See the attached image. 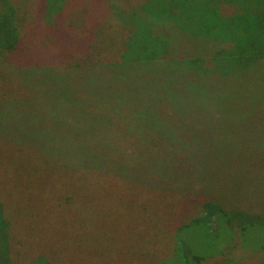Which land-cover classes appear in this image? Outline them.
<instances>
[{"label": "rangeland", "instance_id": "1", "mask_svg": "<svg viewBox=\"0 0 264 264\" xmlns=\"http://www.w3.org/2000/svg\"><path fill=\"white\" fill-rule=\"evenodd\" d=\"M38 1L30 0L29 7L23 12H27L29 22L37 19L34 8ZM125 1L111 11L113 16L102 10L103 14H107L102 18V24L101 21H94L101 13L93 12L88 22L82 21L74 26L72 39L70 32L61 26L62 22L51 23V29L45 30L44 35L39 37L40 43H29L26 51L17 57L25 56L21 61L38 71L17 73L11 61V69L2 66L3 58L9 55H4L0 49L1 80L7 76L14 90L25 95V102L13 111L17 118L9 115V122L0 127V191L6 201V218L11 225L3 236L0 235V264H171L173 258L182 257L183 253L184 245L173 241L178 228L192 223L190 219L199 215L201 209L199 204L191 206L187 202L189 214L185 219L173 215V204L190 193L189 176H198L199 170L209 169L204 180L210 175L211 182L205 183V192L204 195L200 192V198L212 196L226 208L224 200L240 198L234 191L238 186L235 173L229 169L231 160L235 162L237 153L250 155L261 152L260 157H263L264 147L256 149L255 144L259 141L249 135L252 131L247 122L250 116L247 111L253 109L249 105L241 107L231 102L227 107H219L224 113L219 114L216 110L211 114L206 104V108L194 109L196 114H185L179 120L170 115V108L164 107L162 114H158L160 121L152 109L157 97L151 93L145 101V95L135 88L127 91L120 89L117 93L115 88L98 86L102 77L114 82L115 76L110 73H119L121 69L115 65L119 62L117 51L121 46L120 39L113 37L107 26L114 16L119 15L120 9L125 8L124 5L136 10L147 6L151 0ZM183 18L175 15L174 22L181 28L184 27ZM192 27L196 28L195 25ZM46 34L47 37H54L57 54L73 53H68L69 64L73 56H85V52L76 51L75 46L82 45L78 38L102 50L113 45L107 58H112L114 64L94 76L87 70L69 71L63 59L65 56H52V49L43 45ZM3 84L7 89L8 82ZM145 91L148 92L147 89ZM105 101L118 103V111L130 112L128 115H133L136 126L141 127L143 118L154 126V131L147 129L145 133L139 127L135 128L126 120L128 115L116 114V107L110 108V111L103 104ZM238 110L237 114L235 111ZM205 134L206 137H203ZM193 135L200 137L192 138V141L190 136ZM174 136L184 147L182 153L176 151L177 154L172 157L175 153L172 145L164 147L156 144L167 142ZM184 153L189 155H186V169L180 173L184 175L182 184L185 191L178 187L179 177L174 170L165 173V176L163 169L157 173L154 169L157 164L153 160L159 154H166L163 156L168 158L165 166L170 167ZM188 158L193 159L192 165ZM107 163L118 171L124 168L131 175L124 178L125 173L115 174ZM147 170L153 184L150 181L147 185L141 182V176ZM198 180L196 178L194 182ZM261 181L257 188L261 191L258 199L264 198V177ZM159 185L164 186L157 187ZM65 194L72 195L73 199L60 209L58 201ZM248 194L252 193L245 192V195ZM227 205L226 209L232 213L233 219L243 224L261 222V216L252 211L251 205L237 204L242 210ZM177 211L179 209H175ZM235 211H242L241 217ZM156 217L163 221L158 222ZM224 226V236H227L231 228ZM218 227L215 222L211 230L215 232ZM201 231L191 224L183 228L180 235L189 245L194 244L201 251L203 242H212ZM262 237L264 245V235ZM4 240L8 244L2 245ZM210 252L213 256L201 255L205 260L202 264L244 262L240 251L233 252V255L219 250L215 253L214 249ZM186 255L191 254L188 251Z\"/></svg>", "mask_w": 264, "mask_h": 264}, {"label": "trees", "instance_id": "2", "mask_svg": "<svg viewBox=\"0 0 264 264\" xmlns=\"http://www.w3.org/2000/svg\"><path fill=\"white\" fill-rule=\"evenodd\" d=\"M25 1L0 0V49L4 55L6 53L9 55L3 58L2 62H5H1V65L7 68L14 62L12 68L17 73L38 71L33 68L34 66L30 68L21 61L25 56L17 57L26 51L25 48L29 43L36 45L38 42L39 44L41 39L39 37L44 35L45 30L51 29V23L62 22L61 26L70 32L72 39L74 26L82 21L88 22V17L93 12L101 13L94 18V21H101L102 24V18L107 15L103 14L102 10L110 12V16H113L111 11L126 3L125 0H39L34 8L37 19L29 22L26 18L27 12L24 14L23 12L29 7L30 0ZM124 6L125 8L120 9L119 15L114 16L112 23L107 26L108 30H111V35L120 39L121 46L117 51L119 62L115 65L121 69L119 73H110L115 76L114 82L110 78L102 77L99 79L98 86L115 88L117 93H120V89L127 91L135 88L145 95V101H148L147 96L151 93L157 97V102L152 104V109L156 113V119L160 121L162 120L158 114H162L164 107L170 108V115H174L179 120L185 114H196L194 109L206 108V104L211 114L216 110L219 114L224 113L219 107H227L231 102L241 107L249 105L253 107L252 111H247L250 113L247 122L250 123L252 131L249 135L258 139L259 142L255 144L256 149L264 147V0H151L147 6L138 7L136 10L130 9L127 5ZM175 15L184 17V27L181 28L174 22ZM192 25L196 28L193 29ZM81 33L84 35V31ZM76 36L78 37V33ZM78 39L82 41V45H76V51L85 52V56H73L71 64L67 58L70 52L57 54L58 52L55 51L54 37H47L46 34L42 43L45 47L52 49V56H65L63 59L69 71L87 70L93 76L100 71H107L113 63L112 58H107L108 50H112L114 46L110 45L107 50H102L87 44L82 38ZM86 61L88 63L84 64ZM21 65L26 68L22 69ZM9 68L11 69V65ZM2 79L0 74V82H2L0 83L2 87L0 127L6 126L9 115L14 116L13 111L25 102L24 93L14 90L7 76ZM6 81L7 89L3 84ZM145 88L148 90L147 93ZM10 90L16 91L17 94ZM103 104L110 111V108L116 107L118 115L131 114L127 110L118 111L116 102L105 101ZM239 111L235 112L238 114ZM132 118H134L133 115H128L126 120L130 121L135 128L139 127L140 131L145 133L147 129L154 131V126L143 118L141 127L136 126ZM159 129L164 131L162 128ZM196 137L200 136H190L191 139ZM203 137H206V134ZM171 139L156 145L164 147L172 145L173 151L175 150V153H172L173 157L177 154L176 151L182 153L184 144L176 136ZM260 154L261 152H252L250 155L237 153L235 162L231 160L229 169L235 173L234 178H237L238 186L234 191L240 195V198L224 200V202L226 201L231 207H238L237 204L240 203L251 205L252 211L261 216V222L243 224L240 220L233 219L232 213L226 209L227 204H225L226 208H223L220 206L221 202L218 203L211 198L212 196L200 198V192L204 195L205 183L211 182L210 175L204 180L209 169L207 168V171L203 168L197 172L198 176H189L190 193L185 197L180 195L183 198H178L179 202L173 204V215H178L180 219L182 216L185 219L189 214V210L186 209L187 202L191 206L195 205L194 203L199 204L201 209L199 208V215L191 216L192 223L178 228L173 241H176V244L181 242L184 250L182 248V257L173 258L171 264H202L205 261L202 258L204 255L213 256L210 249H214L215 253L219 250L221 253L231 255L233 252L240 251L244 255V262L236 261L237 264H264V245H262L264 198L257 197L261 192L257 188L261 185V178L264 177V152L263 157H260ZM186 155L189 156L184 153L180 160L172 163L170 167L165 166L168 158L163 156L166 154L162 156L159 154L153 158L157 164L154 167L155 171L159 173V170L163 169L165 176V173L174 170L179 177L178 187L184 191L182 184L184 175L180 173L186 169ZM222 158L221 156V160ZM188 159L192 165L193 159ZM107 165L115 174L125 173L124 178L131 175L124 168L118 171L111 164L107 163ZM109 176L113 177L112 174ZM196 178L199 179L197 183L194 182ZM149 181L151 184L154 183L147 170L141 176V182L147 185ZM162 186L164 185L157 187ZM213 189L216 194V189ZM247 191L252 194L245 195ZM59 199L60 209H62L64 204H70L73 196L69 197L65 194ZM175 209L179 211L175 212ZM235 214L241 217L242 211H235ZM6 215H8L6 201L0 191V235L2 236L3 232L11 227ZM161 221L163 220L158 219V222ZM215 222L219 227L213 232L211 229ZM191 224L198 226L202 229L201 233L207 234L209 236L207 238L212 239V242H203L201 251L194 244L189 245L180 235L181 230ZM224 224L231 228L227 236H224ZM206 227L210 230L209 232ZM219 233L223 236H219ZM259 238L262 239L260 243ZM5 243L8 244L4 240L2 245ZM199 245H202L201 240ZM188 251L191 254L189 256L186 255ZM175 252L177 253L176 249Z\"/></svg>", "mask_w": 264, "mask_h": 264}]
</instances>
